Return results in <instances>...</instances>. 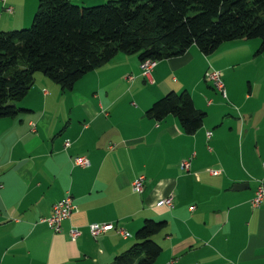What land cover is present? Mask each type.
<instances>
[{
    "label": "crops",
    "instance_id": "crops-1",
    "mask_svg": "<svg viewBox=\"0 0 264 264\" xmlns=\"http://www.w3.org/2000/svg\"><path fill=\"white\" fill-rule=\"evenodd\" d=\"M26 1V19L7 26L0 15V29L31 20L39 0ZM70 1L93 7L109 0ZM7 8L19 14L14 0ZM243 42L209 56L192 46L158 62L150 79L124 54L71 91L37 74L16 105L27 112L0 120V264H113L146 219L167 224L154 237L162 249L154 264H264V202L251 206L263 179L264 80L243 95L223 82V97L207 78L211 69L227 78L234 66L218 59L243 51ZM184 90L206 115L194 134H184L173 116L146 118L154 102ZM76 157L89 166H75ZM66 197L74 210L56 234L40 219ZM168 198L172 209L158 205ZM110 224L113 230L90 234V225ZM71 229L80 233L74 241Z\"/></svg>",
    "mask_w": 264,
    "mask_h": 264
},
{
    "label": "trees",
    "instance_id": "trees-1",
    "mask_svg": "<svg viewBox=\"0 0 264 264\" xmlns=\"http://www.w3.org/2000/svg\"><path fill=\"white\" fill-rule=\"evenodd\" d=\"M258 39L264 55V0H109L81 7L70 0H39L29 28L0 32V120L27 112L16 105L40 74L71 91L86 74L116 55L139 65L180 57L195 46L206 55L223 44ZM177 119L184 134L198 131L206 117L187 91L170 92L146 110V118ZM165 221L146 219L136 243L113 264H154L162 249L154 237Z\"/></svg>",
    "mask_w": 264,
    "mask_h": 264
},
{
    "label": "built area",
    "instance_id": "built-area-1",
    "mask_svg": "<svg viewBox=\"0 0 264 264\" xmlns=\"http://www.w3.org/2000/svg\"><path fill=\"white\" fill-rule=\"evenodd\" d=\"M7 12H11L10 8H6ZM141 75L145 79H150L151 72L153 68L156 66L155 62L146 61L141 63L140 65ZM208 80L213 84L214 88L219 91L223 97H225V89L222 82V75L220 72L215 70H209L207 73ZM211 136V133L207 134V137L209 138ZM74 165L86 168L89 166V162L85 157H76L74 159ZM190 166V161L187 160L181 165L182 171H188ZM263 169V179L259 182L254 195L251 199V206L252 208L256 209L258 208L263 202H264V163L262 164ZM209 173L211 175H217L218 172L214 170H209ZM1 187V185H0ZM143 187V179L139 178L135 182L132 183V189L133 191L140 192ZM158 205L162 207H167L169 209L173 208V200L171 198L163 199L158 201ZM74 210L72 200L70 197H66L63 200L55 203L52 207V211L50 216L46 218L40 219V223H44L48 226V228L53 231L54 233L58 234L61 232V224L63 221L68 219ZM113 225H90L89 231L90 234L93 237H96L102 233H105L107 231L113 230ZM122 232V231H119ZM69 236L72 241H74L76 238L80 236V233L77 229H71Z\"/></svg>",
    "mask_w": 264,
    "mask_h": 264
},
{
    "label": "rangeland",
    "instance_id": "rangeland-1",
    "mask_svg": "<svg viewBox=\"0 0 264 264\" xmlns=\"http://www.w3.org/2000/svg\"><path fill=\"white\" fill-rule=\"evenodd\" d=\"M18 5L19 14L14 15L12 13L7 12L5 9L7 6H10V0L6 3V8L3 7V0H0V15L3 16L1 21L2 24L7 23V26H10L11 23L22 22L26 19V0H14ZM33 15L31 20L26 24L18 27L17 29L3 28L0 29V32H9L13 30H21L29 28L32 24ZM4 26V25H2ZM244 47L243 51L240 53L234 54L232 57H220L224 59V61H220L219 63H231V66H234L230 71L231 73L227 75L222 73V82H224L226 88H230L235 93H239L243 95L248 92L249 85H253L255 83H259L264 80V55H256V50L260 45V41L258 39L251 40L249 42H243ZM254 45L257 47L254 49ZM218 51V50H217ZM224 75V77H223ZM214 89V88H213ZM217 91V90H214ZM218 92V91H217ZM219 93V92H218ZM114 262V261H113Z\"/></svg>",
    "mask_w": 264,
    "mask_h": 264
},
{
    "label": "water",
    "instance_id": "water-1",
    "mask_svg": "<svg viewBox=\"0 0 264 264\" xmlns=\"http://www.w3.org/2000/svg\"><path fill=\"white\" fill-rule=\"evenodd\" d=\"M241 188V185H238V186H236V188L235 189H240Z\"/></svg>",
    "mask_w": 264,
    "mask_h": 264
}]
</instances>
